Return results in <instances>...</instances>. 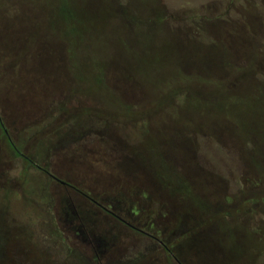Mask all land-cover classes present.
I'll use <instances>...</instances> for the list:
<instances>
[{"label":"rangeland","instance_id":"374dc122","mask_svg":"<svg viewBox=\"0 0 264 264\" xmlns=\"http://www.w3.org/2000/svg\"><path fill=\"white\" fill-rule=\"evenodd\" d=\"M67 3L72 12L62 23L54 15L59 5ZM121 3L126 4L122 15L116 12ZM164 10L168 17L161 21ZM63 24L72 29L76 69L71 73L63 70L66 48L57 42L45 43L60 34ZM203 27L208 32L203 33ZM24 34L26 41L19 44L17 39ZM211 41L219 44L213 47ZM223 45L243 65L256 54L259 60L251 71L264 73V0H0V120L4 128L3 133L0 127V208H8L6 217L11 222L25 226L16 231V241L25 250L27 264H54L52 259L55 264H69L64 257L68 255L73 262L70 251L90 264H264V202L258 200L264 198V172L254 171L248 163L254 155L264 156V141L258 142L255 152L250 144L241 143L251 140L253 120H264V95H257L264 89L251 90L256 86L253 80L250 86L230 94L219 92L217 99L213 97L217 91L205 85L203 91L212 98L209 104L186 103V112H192L194 121L221 124L227 120L234 129L235 137H225L223 142L196 138L195 159L181 167L183 172L198 168L204 174L205 188L196 190L199 197L208 196L213 214L205 213L200 201L194 205L172 194L158 176L166 175L171 185L177 180L173 168L161 157L169 154L170 143L167 141L163 152L153 116L149 120L151 135L135 152V147L120 141V135L113 136L115 140L107 135L100 139L89 131L74 135L73 141L60 142L59 148L46 155L42 164L47 171L75 185L81 194L39 169L26 167V160L14 155L7 139L20 145L21 153L28 157L31 151L43 154L47 135L60 129L64 134L62 128L65 123L69 127L68 119L74 113L87 115L99 109L105 118H115L120 127L128 119L138 120L136 109L130 115L116 114L122 108L115 88L122 90L130 104H138L144 94L145 104L151 105L160 92L158 83L175 75L178 58L194 53L199 61L214 60L223 56ZM122 62L132 72L101 76L99 67ZM188 67L200 71L194 64ZM100 77L110 86L97 82ZM122 78L127 82L124 86ZM188 86L198 87L193 81ZM67 99H71L66 104L69 109L63 110ZM161 107L157 105L156 111ZM35 125L41 127L30 135L27 127ZM260 127L263 134L264 121ZM143 155L149 157V164ZM36 184L43 185L51 198L48 215L56 222V236H40L44 240L40 242L54 250L50 258L30 238L37 207L41 209L36 195L30 193L40 189ZM84 194L157 237L171 252L104 212ZM226 201L234 205V215L240 210L234 222L222 213ZM188 206L194 219L188 216ZM186 237L192 245L189 252L184 246Z\"/></svg>","mask_w":264,"mask_h":264},{"label":"trees","instance_id":"16d2710c","mask_svg":"<svg viewBox=\"0 0 264 264\" xmlns=\"http://www.w3.org/2000/svg\"><path fill=\"white\" fill-rule=\"evenodd\" d=\"M67 5L58 6L56 9L55 17L58 16V18H61V22H65V18H68L67 14L72 11ZM90 7V6H89ZM126 4L121 3L120 6H116L118 14H123L125 11ZM168 17L166 15V12L160 13L159 19L161 21H165V18ZM16 25V24H15ZM8 27V26H5ZM71 27L65 28L64 24L62 29L60 30V34L56 36L50 37L48 40L45 41L46 44L52 45L54 42H57L62 45V47H65V59H66V66L63 68L64 72L71 73V71H74L76 69L75 63H73V57L75 55V49L72 48L70 37H71ZM22 31V29L20 30ZM203 33L208 32L204 27L201 30ZM22 33H24L22 31ZM25 34L22 38L17 39V42L25 43ZM15 42V41H14ZM44 43V42H42ZM219 42L212 43L211 45L213 47L217 46ZM222 52L223 56H218L214 60H202L199 61L197 58L198 56H195L194 53L191 54L188 58H178V64L176 66V72L175 75L170 78L171 80L166 82L163 81L161 83H158L160 92L157 94L156 101H153L151 105H146V100L143 94V98L139 100L138 104H130L125 101V97H123L122 90L115 88L114 90L119 97V106L122 108V110L116 114H125L130 115V112L133 111V109H136V113L139 115L138 120H127L126 122H122L121 125L118 126V122L115 121V118H108L104 117V115H101L102 110H95L96 112H91L87 115H82L81 111L80 113H74V115H71V118L68 119L67 126L66 123L62 128L64 131V134L57 130L53 133V135H47L46 138L48 139L47 144L44 146L43 154H39L38 152L31 151L30 156L23 157L21 154V147L20 145H16L12 143L10 138L8 139V143L11 147V150L13 151L14 155L16 157H23L26 160V167H32L34 169H39L43 172L47 171L46 166L42 164L44 160H46V155L51 154L53 151H55L57 148H59L61 145L60 142L63 141H73V137L76 136H83L85 132L91 131L96 134L98 138H102V136H109L113 138V136L120 135V141L122 143H125L127 145H130L134 148V151L138 149V146L142 144L141 141L146 140L150 137L152 127L149 125V120L154 117V120L158 123V127L160 128L158 131H156L157 136L159 138V141L162 146V151L166 152L165 148L167 149V141H169V154L167 155L165 153H162L163 156H161L164 160L165 164H168L169 167L173 168L174 174L177 177L176 182L171 185L168 182V177H165L166 175H163L161 173H157L158 176L160 175L161 178H164V184L167 187H170V192L176 196H180V198H185L186 201L191 202L192 204H197V202H201L204 206V209L206 210L205 213H212V210L209 206V199L208 196L206 198H202V196L199 197L197 194L196 187H204V182L201 180V178H204V174L200 172L198 168H195L193 171L191 169V173L183 172L181 170V167H185V164L188 165L189 162H193L195 159L196 149H193L195 139L196 138H204V139H212L215 142H223V139L226 138H233L235 137V134L233 132L232 126L229 124L227 120H224L221 124L218 122H209L207 124H204L203 122L196 120L194 121V118L191 114H187V102L189 100H196L197 102L201 103L202 106L209 104V101L212 100V98L207 97L208 95L206 91H203L205 85L211 86L210 88L215 89L216 95L214 99H217V94L219 92H222L221 94H230L235 90H239V88L247 87L252 84V80L255 82L256 86L252 87L251 90L258 91L264 89V73L256 72L253 73L251 70L254 68L255 64L258 63V57L256 54H251L250 60H247V64L243 65L239 62H235L233 60V54L226 48V46H222ZM25 50H26V44H25ZM181 59H188L185 61H189V63H183L184 61ZM194 64V67L196 69H199L200 71H192L189 70L188 65ZM69 65V66H68ZM68 66V67H67ZM67 67V70H66ZM102 74L108 75L111 72H116L120 76L123 75V72L130 73L131 70L127 69L125 64L122 63H106L103 67H99ZM193 72V73H192ZM201 72V73H200ZM132 74V73H131ZM134 77V76H133ZM131 77V78H133ZM135 78V77H134ZM125 85L126 79L122 78ZM185 81L186 84L182 86V83L180 81ZM139 87L140 90L138 93L141 94L142 92V85L141 80H139ZM193 81V83H197V88L189 87L188 82ZM100 84H106L108 81L106 78L100 77L98 81ZM127 83V82H126ZM107 86L110 84H106ZM111 89L113 87H110ZM124 89V88H123ZM127 89V88H126ZM128 91V90H127ZM257 95H264V90L261 93H258ZM213 99V100H214ZM71 102V99H67L64 104L61 106L63 110L69 109V107L66 105L68 102ZM69 102V103H70ZM157 105H160L161 110L156 111ZM76 107L81 108L80 105H77ZM61 110V109H60ZM62 110V111H63ZM81 110V109H80ZM109 112V111H108ZM99 114V115H98ZM264 120H253L251 123L252 128V134H251V140H244L247 145L251 144V152H255L257 150L258 142L264 141V133L262 134V130L260 129V123ZM155 122V123H156ZM3 123L0 120V127L4 133V128L2 127ZM137 126V131L136 127ZM36 127L40 128L41 126H29L27 127V132L30 133V135L36 133ZM119 127V129H118ZM126 129V130H125ZM84 132V133H83ZM62 134V135H61ZM167 135H170L169 140H167ZM53 136V137H52ZM66 136V137H65ZM114 139V138H113ZM115 140V139H114ZM234 140V139H233ZM237 141V140H235ZM242 141V142H244ZM134 142V143H133ZM251 142V143H250ZM36 144V141H35ZM33 146L31 144V149H33ZM55 147H57L55 149ZM149 157H146L143 155V161L145 163L149 164V160L147 159ZM138 159H142L138 157ZM261 157L259 158L257 155H254L251 157V165H255L257 168H263V165L260 163ZM191 164V163H190ZM41 167V169L39 167ZM150 166V165H148ZM192 167V166H191ZM150 168V167H149ZM45 170V171H44ZM48 172V171H47ZM159 176V177H160ZM197 178V179H196ZM206 178V177H205ZM204 178V180H205ZM214 179V178H212ZM200 180L202 182H200ZM38 185V184H36ZM34 185V186H36ZM40 186V189H37V192H34L33 190H30V193L35 196L36 203L38 206L42 209H38L37 207V213L34 219V222L31 226V234L30 238L34 245H39V248L42 250L44 257H51L53 256V249L45 246V244H42L40 240H43L41 237H49L52 238V236L57 235V228L55 226L56 222L51 218H49L50 209L52 207L51 198L46 193V189H44L43 185ZM166 187V188H167ZM198 187V188H199ZM24 191V189H23ZM198 195V196H197ZM85 196V194H84ZM86 197V196H85ZM89 199V198H88ZM258 200H261V202H264V198H259ZM93 202V201H92ZM197 210L196 206H193ZM44 209V210H43ZM45 209L47 211H45ZM188 210L189 206H188ZM49 212V213H48ZM219 213V212H217ZM216 213V214H217ZM213 214V213H212ZM215 214V213H214ZM215 214V215H216ZM6 215H8V208L1 207L0 208V264H27L29 259L25 255V250L19 245L20 242L16 241V231L22 230L25 228L23 223L16 224L11 222ZM219 215H221L219 213ZM220 217V216H219ZM217 219V218H215ZM219 222V221H218ZM130 225V224H129ZM214 226V225H213ZM216 226V225H215ZM213 229V228H212ZM215 231L214 229L212 230ZM47 234V236H46ZM41 236V237H40ZM186 242L184 246L187 248V246L190 244L191 241L188 242L189 238L186 237ZM44 241V240H43ZM63 242V240H62ZM49 245V244H48ZM163 247V246H162ZM62 250L66 251L67 249L62 246ZM166 251L171 252L170 248H168L167 245L163 247ZM46 254V255H45ZM69 257L73 259V262L70 263V260L68 261V255L64 257L65 261L69 264H90L86 260V258L82 257L81 255L76 253L72 255V251L69 253ZM172 254V253H171ZM173 255V254H172ZM175 257V255H173ZM176 258V257H175ZM52 259V258H51ZM67 259V260H66ZM52 262L55 261L52 259Z\"/></svg>","mask_w":264,"mask_h":264},{"label":"flooded vegetation","instance_id":"af4514ba","mask_svg":"<svg viewBox=\"0 0 264 264\" xmlns=\"http://www.w3.org/2000/svg\"><path fill=\"white\" fill-rule=\"evenodd\" d=\"M235 141V140H234ZM237 142H239V140L237 141ZM241 143H246L245 141L244 142H241ZM251 143V142H250ZM251 145V144H250ZM14 151V150H13ZM15 152V151H14ZM16 153V152H15ZM248 155H250L251 156V153H249ZM248 163L251 165V159L250 160H248ZM260 163H261V165H263V168H257L255 165H251V168L254 170V171H257V172H264V156H262L261 157V161H260ZM55 176V175H54ZM63 182H65V181H63ZM66 183V182H65ZM62 186H65V187H69V188H71V189H73V190H76L77 192H79L80 194L82 193L81 192V190H79V189H76V187H75V185H71V184H68V183H66V185H62ZM85 196L87 197V198H89L91 201H93L94 202V204L95 205H97V206H99L104 212H106V213H108V214H110V215H112V216H114L116 219H118L120 222H126V223H129V222H127L124 218H120L118 215H116L114 212H112L111 210H109V209H107V207H105L104 205H102L101 203H99L98 201H96L95 199H94V197H92V196H90V195H88V194H85ZM244 203H245V201H243ZM239 203H241V202H238V204ZM246 203H251V201H246ZM254 204H256L255 202H254ZM225 206L223 207V211L224 212H222V213H224V216H228V219L231 221V222H234L235 220H237V218H236V215H238V213L240 212V210H235V212H236V215H234V213H233V210H234V205H231V203H229L228 201H226V203L224 204ZM240 205V204H239ZM219 210V209H218ZM221 210V209H220ZM220 210H219V213H220ZM189 212V211H188ZM75 215L76 216H78V213L76 214V212H75ZM188 216H189V218L190 219H194V217L192 216V214H191V210H190V213H188ZM129 224H131V223H129ZM132 227L133 228H135V229H137L138 231H140L142 234H144V235H146V236H148V237H150V238H152V239H154V240H156L157 242H158V244L162 247H164L165 246V244L162 242V241H160V240H158V238L157 237H155V236H153V235H151V234H149V233H147V232H145V231H143V230H141V228H139V227H137V226H135V225H132ZM235 229H236V227H234ZM208 229L209 228H207V231H208ZM232 231H234V229L232 228L231 229ZM215 240H216V238H215ZM208 248V247H207ZM187 249H188V252L189 251H191V249H192V245H191V243L187 246ZM168 252V251H167ZM214 255V254H213ZM177 264H184V263H181V262H177ZM185 264H190V263H185Z\"/></svg>","mask_w":264,"mask_h":264},{"label":"water","instance_id":"95a60500","mask_svg":"<svg viewBox=\"0 0 264 264\" xmlns=\"http://www.w3.org/2000/svg\"><path fill=\"white\" fill-rule=\"evenodd\" d=\"M23 157H25L23 154H21ZM39 167V166H38ZM40 169H41V167H39ZM45 171V170H44ZM45 173L47 174V175H49V177H51L52 179H54L55 181H57L58 183H60L61 185H66V183L65 182H63V181H61V180H59V179H57L54 175H52V174H50L49 172H47V171H45ZM130 223V222H129ZM128 223V224H129ZM131 225V227H132V225L133 224H130Z\"/></svg>","mask_w":264,"mask_h":264}]
</instances>
